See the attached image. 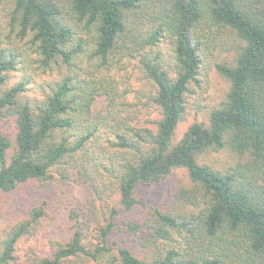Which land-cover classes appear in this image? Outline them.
<instances>
[{"label": "trees", "instance_id": "trees-1", "mask_svg": "<svg viewBox=\"0 0 264 264\" xmlns=\"http://www.w3.org/2000/svg\"><path fill=\"white\" fill-rule=\"evenodd\" d=\"M227 37L235 53L215 60ZM124 58L155 88L151 127L121 116L112 80L97 76ZM211 63L224 94L178 137ZM30 68L53 78L40 98L27 94ZM0 121L15 129L0 132V196L59 179L110 201L94 239L77 225L50 255L18 248L46 213L30 208L0 237V264H264V0H0ZM176 169L191 184L151 207L145 253L111 244L138 188Z\"/></svg>", "mask_w": 264, "mask_h": 264}, {"label": "rangeland", "instance_id": "rangeland-1", "mask_svg": "<svg viewBox=\"0 0 264 264\" xmlns=\"http://www.w3.org/2000/svg\"><path fill=\"white\" fill-rule=\"evenodd\" d=\"M223 46L215 50V60L235 53L236 44L233 37H227ZM213 67L211 63L201 76V84L195 86L194 92L187 96L186 112L177 130L178 137L191 122L204 119L206 107L224 94L227 81ZM29 72L33 73L32 68ZM33 74L36 76V82L28 84L27 94L31 98H40L53 78L39 71ZM97 76L112 80L121 103L119 112L134 125L151 127L152 120L160 117L158 108L151 101L155 88L144 75L138 59L124 58L110 72L97 71ZM1 131L13 137L15 129L12 122L0 121ZM227 157L225 153L211 156L217 164H222ZM104 162L106 164L108 160L105 159ZM190 184L187 171L176 169L160 181L141 185L137 190L140 202L131 211L119 216L117 226L110 235V243L114 246H126L142 256L150 234L147 223L151 219V207L166 210L171 206L176 190ZM106 201H109L106 194L92 191L80 180L54 179L48 183L21 186L13 193L0 196V237L5 236L15 223L25 218L30 208L42 206L46 213L38 221L33 233L21 240L18 248H34L41 255H50L54 243L68 240L77 225L82 228L86 242H89L94 239L98 223L106 219ZM126 222L143 226L134 231L125 227Z\"/></svg>", "mask_w": 264, "mask_h": 264}]
</instances>
